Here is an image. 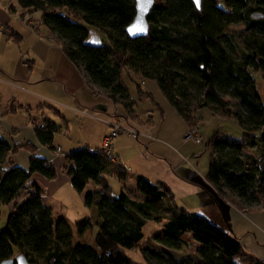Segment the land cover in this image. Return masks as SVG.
Here are the masks:
<instances>
[{
    "label": "trees",
    "instance_id": "obj_1",
    "mask_svg": "<svg viewBox=\"0 0 264 264\" xmlns=\"http://www.w3.org/2000/svg\"><path fill=\"white\" fill-rule=\"evenodd\" d=\"M17 3L39 14L38 20L30 23L32 28L41 33L39 27H44L46 35L86 79L90 78L87 81L124 108L127 119L145 124L150 121L147 118L142 122L134 113L125 76L135 83L138 98L150 94L141 87L142 80L155 81L188 128L197 129V111L203 107L236 120L243 129L241 138L216 131L207 141L210 159L206 180L219 196L239 208L254 207L245 206L239 198L257 199V206L264 210V0H202L200 10L191 0H164L163 6L154 3L147 16L149 32L138 38L126 32L136 14L134 0ZM254 13L262 16L255 18ZM237 22L244 23L247 30L243 46H237L229 32L230 24ZM5 33L19 40L15 32ZM251 71L260 73L262 92ZM187 74L202 90L198 100L191 99L186 87L176 80L185 79ZM223 95L238 102L232 105ZM15 108L11 105L6 110ZM31 120L38 141L55 150L53 138L59 127L49 119L42 123ZM20 149L30 152L28 168L13 165L2 170L3 163ZM36 151L30 142L11 145L0 135V206L8 205L29 180L32 189L0 229V261L22 252L30 264L37 257L46 264H137L125 248H140L148 264H264L248 254L237 238L203 215L175 205L174 195L164 183L155 184L138 176L135 187L141 200L131 198L123 189L113 195L108 175L124 182L127 168L106 156L101 148L87 146L65 153V159L73 162L67 167V175L78 192L93 182L83 200L88 207L96 205L100 221L96 222L93 243L72 244L67 222L53 217L51 208L43 202L44 187L32 178L35 173L47 179L57 175L52 162ZM145 216L164 222L154 237V248L140 246ZM93 224L89 216L78 219L76 233L83 235ZM193 241L199 243L196 254L178 252ZM147 252L157 262L149 261Z\"/></svg>",
    "mask_w": 264,
    "mask_h": 264
},
{
    "label": "crops",
    "instance_id": "obj_2",
    "mask_svg": "<svg viewBox=\"0 0 264 264\" xmlns=\"http://www.w3.org/2000/svg\"><path fill=\"white\" fill-rule=\"evenodd\" d=\"M38 18L37 12L23 9L17 0H0V99L6 100L7 107L12 105L22 110L0 109V135L11 145L22 142L34 144L37 148L36 153L55 166L57 175L53 179H47L37 173L32 176L45 189L43 196L45 204L47 198L56 195L62 198L60 203L65 207L69 201L77 200L79 204H84L83 195L88 189L78 192L71 185L67 167H72L73 162L67 161L64 155L67 151L84 146L92 150L101 148L102 140L108 133L115 114L125 116V110L87 81L60 46L46 35L44 27H39L41 33L32 28L30 23ZM6 31L15 32L19 40L6 35ZM146 80H142L143 83ZM149 86L150 89L155 88ZM144 90L150 93L146 98L152 100V105L147 104L143 111L140 104L132 99L137 95L134 93L129 95L134 102V113L142 122L140 112H143L144 117L151 113L148 116L149 123H139L141 127H138L135 121L123 119L127 121L125 124L137 126L139 134L137 137H131L121 133L112 144L114 161H119L128 171L123 185L132 181L136 183L138 176H144L152 183H164L173 195L176 189L185 190L187 193L194 189L201 190V194L204 190L213 193L214 197H220L215 198L216 206L212 201L204 205L207 207L206 213L194 211L233 235L248 254L264 262V210L259 206L250 209L239 208L219 196L209 184L199 188L193 181V177L199 174L190 162L196 157L198 151L196 144L201 143L202 139L183 141L188 124L162 95L163 93H160L156 100L153 92ZM214 116L215 114L207 107L197 111L198 131L201 129L200 125L206 127L213 125L212 133L205 141L206 150V143L214 132L228 134L221 132L217 125H214ZM31 118L36 119L38 123L49 119L59 127L54 135L53 145L61 148L62 156L58 157L53 149L38 141ZM29 156V151L20 149L3 163L1 169L5 170L13 165L27 169ZM186 163L189 166H186ZM112 178L119 181L115 176L108 175L109 182ZM29 182L30 180L19 192V198L23 200L32 192L28 187ZM91 183L90 189L93 188V182ZM90 209L93 212L91 216L93 220L97 214L96 205L93 204ZM190 245L197 249L199 243L193 241Z\"/></svg>",
    "mask_w": 264,
    "mask_h": 264
},
{
    "label": "rangeland",
    "instance_id": "obj_3",
    "mask_svg": "<svg viewBox=\"0 0 264 264\" xmlns=\"http://www.w3.org/2000/svg\"><path fill=\"white\" fill-rule=\"evenodd\" d=\"M4 1H8V0H4ZM12 1H15V0H12ZM155 3L158 6H163L164 0H156ZM229 32L233 36L232 37L233 42L237 46H243V43H242L243 37L247 32L244 23L237 22V23L230 24ZM234 56H235V54H234ZM236 57H237V54H236ZM251 73L256 77L258 88H259L260 92H262L263 83H262V78H261L260 73L255 72V71H251ZM190 78H191V74H187L185 79H182V80L176 79V80L178 82L182 83L186 87L191 99L198 100V98L202 94V90L197 84L191 83ZM88 80H90V78ZM124 80L127 83L129 93L130 94L134 93L135 95H137V92L135 89V83L132 82L130 80V78H128L126 76L124 77ZM140 85L143 89H148L151 92H153L154 96H156V98H155L156 100L158 99V96L160 95V93L162 94V92L160 91L156 82H154L152 80H146L144 83L143 82L140 83ZM149 85H152L155 88L150 89ZM94 86L97 89L102 90V88H100L98 85H94ZM223 97L225 99L229 100V102L232 105H234L238 102V99L231 97L229 95H223ZM132 99L135 100L138 103V105L140 104V106H141L140 108H142L141 111H143V109L146 106H148L149 104H150V106L152 105V100H150L146 97L138 98L137 96H135ZM16 108L19 109L17 106H16ZM0 109L2 111L7 109L6 100L4 98L0 99ZM20 111H22V110H20ZM140 114H141V118L143 121H146L147 118H149V117L146 118V116L144 117L143 112H140ZM115 115L122 117V120H121L122 123L127 122V121L123 120V119H126V117L124 115L119 114V113H117ZM214 117H215L214 125H217V128L220 129L221 132H226L235 138H241L242 137L243 129L232 118H230V119L229 118H223V117H220L217 115H215ZM135 123H137V122H135ZM136 125L138 127H141V125H139V123H137ZM212 126L213 125L206 127L205 125H202V126L200 125L201 129H200V131H198V130L197 131H198V134L201 136L202 142L199 144H196V146H197L196 148L198 150V151H196V157L194 159H192L193 161L189 160V161H191L190 163H192V165H194L196 167V170L199 174V175L193 177L194 183H197V185H199L198 186L199 188L204 187V185L209 184L206 180V174L208 172V166H209V159L210 158H209V154L205 148V141L212 133V128H213ZM184 135H183V139H182L183 141H184ZM186 166H189V164L186 163ZM110 184L112 186L113 195H118L120 193L121 189L123 188L124 190L127 191V193L129 194V196L131 198H133L135 200H141L142 199L141 194H139L138 191H136L135 182H133V181L128 182L127 184L123 185V182L121 183L120 181H117L116 179L112 178L110 181ZM130 184H133V186ZM91 187H92V183L90 182L89 185L86 187V189L89 190ZM208 191H209V189H208ZM200 192H201V190L198 191V190L194 189V191L187 193L185 190L183 191V190H177L176 189L174 192L175 197L173 198V203L175 205H177L178 207L185 208L190 213H197L194 210L199 211L201 213H206L207 207H205L204 205H207L209 202L213 201L214 205L216 206L215 198L218 196L214 197L213 193L206 192L205 190H204L203 194H201ZM230 192H231V194L236 196L235 192H233V191H230ZM218 198H220V197H218ZM61 199L58 198V196L56 195L53 198H47L46 204L51 208L53 217H55L56 219L64 218V220L67 222V224H68V226L72 232L71 243L75 244L76 242H80V241L86 242V243H93V237H94V235L98 229V224L96 223L99 220L98 215L96 214L95 217L93 218V221H94L93 226L91 228H89L83 235H78L76 233L75 222L84 216L91 217L93 215V212L91 211L90 207L85 206L82 203L79 204V201L77 202V200L71 201V202L69 201L67 204V207H65L64 205H62L60 203ZM20 200L23 201V198H19V192H18L17 195L15 196V198L8 205H1L0 206V229H3L6 226V222H7V219H8V216H9L11 210L14 209V207H16L18 204H20L22 202V201L20 202ZM239 200L245 206H257L259 204V201L257 199H253L251 201H248L247 199L239 198ZM145 217L147 219H146L145 225L143 226V229H142L144 237L141 240L140 246L141 247L154 248L155 247L154 245L157 244L154 237L156 235H158V233L160 232L164 222H156V221L150 219V217H148V216H145ZM61 246L65 247L64 244ZM193 248H194L193 245L181 246L178 249V252H180V254H183V255H189L190 254L193 256L194 254L197 253L196 249H193ZM125 253L133 262H135L137 264H148L146 259L142 255L140 248H137V249L125 248ZM147 256L149 258V261L157 262V259H155L154 256H152L149 252H147ZM31 264H46V263L42 257H37L36 261L31 262Z\"/></svg>",
    "mask_w": 264,
    "mask_h": 264
},
{
    "label": "water",
    "instance_id": "obj_4",
    "mask_svg": "<svg viewBox=\"0 0 264 264\" xmlns=\"http://www.w3.org/2000/svg\"><path fill=\"white\" fill-rule=\"evenodd\" d=\"M191 1L194 3L196 8L200 10L202 0H198V3L197 0ZM134 2L136 14L132 22L126 27V32L131 38L144 37L147 36L150 27L147 16L156 0H151L150 3L148 2V0H134ZM252 16L256 18L261 17L262 14L254 13L252 14ZM137 26H139L143 30L135 31ZM130 29H133V31L130 32ZM0 264H30V262L27 260V257L24 255V253L19 252L16 253L13 257L1 260Z\"/></svg>",
    "mask_w": 264,
    "mask_h": 264
},
{
    "label": "built area",
    "instance_id": "obj_5",
    "mask_svg": "<svg viewBox=\"0 0 264 264\" xmlns=\"http://www.w3.org/2000/svg\"><path fill=\"white\" fill-rule=\"evenodd\" d=\"M151 113H147L146 117H148ZM121 117L116 116L114 119L111 121L110 126H109V131L108 133L104 136L102 140V145H101V151L106 155L109 156L112 160L113 155H112V144L113 140L121 133H125L128 136L131 137H137L139 134V131L136 129V127L131 126L129 123L125 124L122 123ZM195 140L199 141L201 140V136L198 134L197 129L195 128H188L185 132L184 135V140ZM54 153L59 157L62 156V150L60 147H56L54 150Z\"/></svg>",
    "mask_w": 264,
    "mask_h": 264
},
{
    "label": "snow or ice",
    "instance_id": "obj_6",
    "mask_svg": "<svg viewBox=\"0 0 264 264\" xmlns=\"http://www.w3.org/2000/svg\"><path fill=\"white\" fill-rule=\"evenodd\" d=\"M148 2L150 3L151 2V0H148ZM197 3H198V0H197ZM143 29L142 28H140L139 26H137L136 27V29H135V31H142ZM130 32H132L133 31V29H130L129 30Z\"/></svg>",
    "mask_w": 264,
    "mask_h": 264
}]
</instances>
